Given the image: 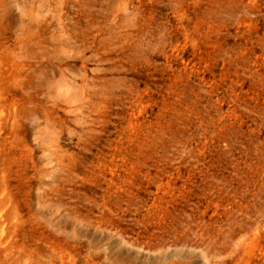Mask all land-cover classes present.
<instances>
[{
	"label": "rangeland",
	"instance_id": "374dc122",
	"mask_svg": "<svg viewBox=\"0 0 264 264\" xmlns=\"http://www.w3.org/2000/svg\"><path fill=\"white\" fill-rule=\"evenodd\" d=\"M190 262L264 264V0H0V264Z\"/></svg>",
	"mask_w": 264,
	"mask_h": 264
},
{
	"label": "bare ground",
	"instance_id": "6f19581e",
	"mask_svg": "<svg viewBox=\"0 0 264 264\" xmlns=\"http://www.w3.org/2000/svg\"><path fill=\"white\" fill-rule=\"evenodd\" d=\"M123 249V248H122ZM118 251H119V249H118ZM117 251V252H118ZM123 252H124V250H123ZM189 253V252H188ZM119 254V253H118ZM162 254V253H161ZM123 255V254H122ZM154 255H157V254H154ZM165 256V255H164ZM157 257V256H156ZM118 258H119V256H118ZM123 258V257H122ZM152 258H153V255H152ZM155 258V257H154ZM159 260V259H158ZM152 261V260H151ZM118 262H120V260L118 259ZM154 262V261H153ZM122 263V262H121ZM191 264H192V262H190ZM117 264V263H116ZM186 264V263H185Z\"/></svg>",
	"mask_w": 264,
	"mask_h": 264
}]
</instances>
